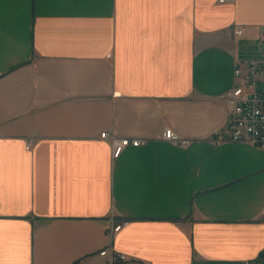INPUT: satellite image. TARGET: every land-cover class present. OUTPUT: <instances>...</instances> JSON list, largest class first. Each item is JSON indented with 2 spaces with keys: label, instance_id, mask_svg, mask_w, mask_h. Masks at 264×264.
<instances>
[{
  "label": "crops",
  "instance_id": "obj_1",
  "mask_svg": "<svg viewBox=\"0 0 264 264\" xmlns=\"http://www.w3.org/2000/svg\"><path fill=\"white\" fill-rule=\"evenodd\" d=\"M262 27L264 0H0V264H106L108 247L264 264V148L210 140ZM112 139L145 144L113 158Z\"/></svg>",
  "mask_w": 264,
  "mask_h": 264
},
{
  "label": "built area",
  "instance_id": "obj_2",
  "mask_svg": "<svg viewBox=\"0 0 264 264\" xmlns=\"http://www.w3.org/2000/svg\"><path fill=\"white\" fill-rule=\"evenodd\" d=\"M217 2L227 4L235 0H217ZM241 34L240 29L234 31L236 37ZM259 41L261 58L246 60L242 64L237 62L235 65L233 71L235 83L222 96L226 106V124L223 128L211 132L210 140L214 144L231 141L264 148V27L259 32ZM107 137L106 133L101 135L103 139ZM162 137L174 145L189 144V140L179 138L171 130H165ZM112 144V156L116 158L123 148L143 146L145 140L112 139ZM262 216L264 220V209ZM121 228V223L113 224L108 229L109 239L113 241ZM99 255L108 256L106 264L126 261V257L115 253L112 247L102 250ZM244 264L251 263L245 262Z\"/></svg>",
  "mask_w": 264,
  "mask_h": 264
},
{
  "label": "water",
  "instance_id": "obj_3",
  "mask_svg": "<svg viewBox=\"0 0 264 264\" xmlns=\"http://www.w3.org/2000/svg\"><path fill=\"white\" fill-rule=\"evenodd\" d=\"M261 257L264 258V252H263V254L261 255Z\"/></svg>",
  "mask_w": 264,
  "mask_h": 264
}]
</instances>
